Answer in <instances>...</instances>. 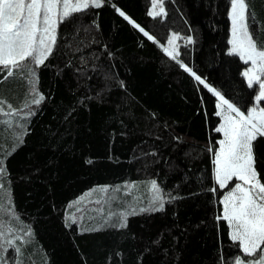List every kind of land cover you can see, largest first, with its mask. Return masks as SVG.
Wrapping results in <instances>:
<instances>
[{
	"label": "trees",
	"instance_id": "1",
	"mask_svg": "<svg viewBox=\"0 0 264 264\" xmlns=\"http://www.w3.org/2000/svg\"><path fill=\"white\" fill-rule=\"evenodd\" d=\"M156 1L158 16L148 15L153 0H100L56 25L44 64L11 76L0 66V264L244 256L222 216L233 182L214 178V92L244 114L258 95L229 54L230 0ZM246 3L250 31L264 40V0ZM171 34L177 59L213 92L162 49ZM252 149L264 183V136Z\"/></svg>",
	"mask_w": 264,
	"mask_h": 264
},
{
	"label": "snow or ice",
	"instance_id": "2",
	"mask_svg": "<svg viewBox=\"0 0 264 264\" xmlns=\"http://www.w3.org/2000/svg\"><path fill=\"white\" fill-rule=\"evenodd\" d=\"M230 4L232 39L229 44L232 47L229 54L238 55L245 64L251 62V67L243 75L248 78V87L258 91L255 99L262 101L264 40L255 38L254 33L250 31L248 21L252 19V14L248 10L246 0H230ZM153 6H156L155 0ZM89 7H101L100 0H91V3L89 0H76L75 3L72 0H0V66L7 69V74L11 76L14 69L21 68L22 64H44L56 42V25L73 13H79ZM116 11L133 27H139L119 8ZM161 14L162 6L159 12H148L150 16ZM140 31L149 40H153L143 28H140ZM176 39L178 36L173 35L168 44L172 45ZM191 42L189 37L188 43ZM164 51L175 59L185 72L195 76L173 52H169L167 48ZM195 78L210 92L214 91L199 76ZM214 95L219 97L220 104L217 107L222 109V112L216 114L223 115L224 119V123L216 129L217 132L223 133L224 139L218 141L220 147L214 150L215 180L220 188H225L233 178L242 181L235 183L223 200V219L232 229L230 238L233 242L238 241L237 247L244 254L243 257H237L233 264H264V183H261L255 170L252 149V142L257 135L264 136V108H250L247 114H244L219 92H214ZM42 99V96L34 99L33 103L38 105ZM8 107L11 109V105ZM233 113L235 115H232ZM152 188L156 189L155 181H152ZM162 208L161 203L160 208L156 210ZM7 243L12 245L11 240H7Z\"/></svg>",
	"mask_w": 264,
	"mask_h": 264
},
{
	"label": "rangeland",
	"instance_id": "3",
	"mask_svg": "<svg viewBox=\"0 0 264 264\" xmlns=\"http://www.w3.org/2000/svg\"><path fill=\"white\" fill-rule=\"evenodd\" d=\"M72 2L73 3H75L76 2V0H72ZM89 3H91V0H89ZM155 4H156V6H155V8H154V6H153V11H157V12H159L160 11V5H159V3L155 0ZM153 5H154V0H153ZM59 11V10H58ZM230 24H231V18H230ZM173 35L171 34L169 37H168V39H167V41H166V43H165V45H162L161 47H162V49L164 50L165 48H167L168 50H169V52H173V54L175 55V51H176V48H177V46H176V42L174 41V43L172 44V45H169L168 44V40L172 37ZM230 39H232V24L230 25V33H229V40ZM230 45V44H229ZM231 47H232V45H230V49H231ZM247 65V67H246V69L244 70V72L249 68V67H251V62H249L248 64H246ZM245 78H246V80H247V82H248V78L245 76ZM257 87H258V85H257ZM216 96V95H215ZM216 99H217V101H216V106L218 105V104H220V100H219V97H217L216 96ZM260 101H255V104H254V106L252 107V108H256V109H259V108H261L260 107ZM226 105L224 106V108L226 109ZM217 110H218V112H222V109L221 108H218L217 107ZM232 115H235L234 113L232 114ZM220 117V124H219V126H218V128L224 123V119H223V115H220L219 116ZM220 134H221V139L220 140H223L224 139V136H223V133L222 132H220ZM219 140V141H220ZM219 144V143H218ZM219 147H220V145L218 146V149H219ZM217 149V150H218ZM215 158V157H214ZM214 178H215V165H214ZM231 182H233V186L230 188V190H228L225 194H224V196H223V198H222V200H221V203H222V216L224 215V204H223V200H224V198H225V196L228 194V192L229 191H231V189L234 187V185H235V183H242V181H238V180H236L235 178H233L231 181H229L228 182V184L229 183H231ZM219 185V184H218ZM229 228H230V226H229ZM231 231H232V229L230 228V233H231ZM262 248H264V247H262ZM262 255H264V253H262ZM251 259V258H250Z\"/></svg>",
	"mask_w": 264,
	"mask_h": 264
}]
</instances>
